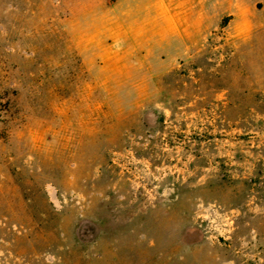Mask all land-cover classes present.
<instances>
[{
    "label": "rangeland",
    "instance_id": "374dc122",
    "mask_svg": "<svg viewBox=\"0 0 264 264\" xmlns=\"http://www.w3.org/2000/svg\"><path fill=\"white\" fill-rule=\"evenodd\" d=\"M0 264H264V0H0Z\"/></svg>",
    "mask_w": 264,
    "mask_h": 264
},
{
    "label": "bare ground",
    "instance_id": "6f19581e",
    "mask_svg": "<svg viewBox=\"0 0 264 264\" xmlns=\"http://www.w3.org/2000/svg\"><path fill=\"white\" fill-rule=\"evenodd\" d=\"M240 24H241L242 26H244V27L249 26V25H247L246 20H243ZM247 28H248V27H247Z\"/></svg>",
    "mask_w": 264,
    "mask_h": 264
}]
</instances>
